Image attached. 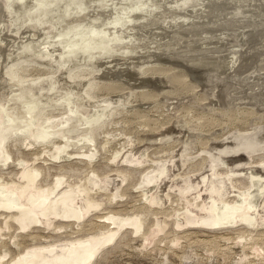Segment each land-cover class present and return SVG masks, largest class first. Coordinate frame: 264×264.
Instances as JSON below:
<instances>
[{
    "label": "bare ground",
    "instance_id": "bare-ground-1",
    "mask_svg": "<svg viewBox=\"0 0 264 264\" xmlns=\"http://www.w3.org/2000/svg\"><path fill=\"white\" fill-rule=\"evenodd\" d=\"M123 1L3 0L8 3L3 8L0 0V18L6 13L13 16L12 26L0 25V243L24 233L34 240L41 238L34 235L35 228L55 231L77 224L81 232L87 231L86 227L105 230L27 248L9 261L4 260L7 255L0 256V264H88L126 230L142 232L146 240L154 239L171 223L164 216L172 217L178 227L190 225L193 229L264 227V156L253 155L258 152V135L264 132V75L255 73L259 76L254 75L255 79L251 71V75L236 72L226 77L230 69L237 70L239 56L235 52H241L244 46L228 51L238 58L225 56L222 62H208L205 67L200 59H190L194 55L188 59L189 53L158 52L175 45L172 38L160 43L165 33L162 26L169 21L165 13L176 12L175 3H184L185 9L172 18L175 26L171 29H177L179 16L202 0ZM217 1L205 0L208 10ZM254 1L256 5L252 0H226L221 10L216 7L215 11L229 17L228 23L229 19H248L249 14H254L251 17L255 21L260 20L264 0ZM103 4L110 11L98 7ZM233 4L234 13L229 14L225 6ZM210 11L218 15L211 9L208 14ZM196 12L189 11V15L199 17ZM188 21L193 22V18ZM149 25L152 28H147ZM145 30L151 31L150 35ZM245 34L243 38L241 32L238 39L249 41L254 35L252 31ZM208 49V54L215 51L214 47ZM152 52L158 57L147 56ZM259 52L256 45L247 51L246 60L258 59ZM194 66L198 67L194 68L195 74L190 71ZM202 71L210 74H196ZM256 86L262 88L261 92ZM222 96L225 101L220 99ZM153 103L179 115L168 117L163 113V119L156 117L144 110ZM113 123L120 126L119 130H108ZM139 126L146 130L139 133ZM226 129L230 130L223 133ZM101 135H105L103 139ZM122 135L127 138L124 143L118 142V148L113 141ZM165 145L177 150L170 156L153 158ZM196 146L201 147L202 158L194 156ZM156 148L157 153L152 150ZM39 152L47 158H28ZM81 169L87 173L75 180L72 172ZM134 183L142 203L141 213L155 217L149 231L145 226L147 217H123L116 210L102 216L106 219L103 224L81 222L116 199L123 201ZM174 204L178 207H172ZM169 205L172 208L168 213L164 208Z\"/></svg>",
    "mask_w": 264,
    "mask_h": 264
},
{
    "label": "rangeland",
    "instance_id": "rangeland-1",
    "mask_svg": "<svg viewBox=\"0 0 264 264\" xmlns=\"http://www.w3.org/2000/svg\"><path fill=\"white\" fill-rule=\"evenodd\" d=\"M115 1H119V2H122V3L124 2L123 0H115ZM174 1L176 2L178 0H174ZM215 1H217V0H215ZM225 1L224 0H219V1H217V3L214 2L215 6H212V7H215V8H213L214 10L212 9V7L210 9L212 11L218 13V15H216L215 13H212L210 11L209 14L210 15L212 14L211 15L212 18L211 17L209 18L208 11L210 9L208 10L205 0L204 1L202 0L200 5L198 4L199 1H197L198 3L194 2L195 4L190 5V8L186 9V10L187 11L189 10V11H192V12H193V10H195V12H196V10H197L196 16L198 15L199 17H195L194 18L193 16H190L189 15V11L185 15H182V16H186L184 18L180 15L179 18H178V21L180 20L179 22H181V23L183 21L184 22L182 24L178 23L179 26H178L177 29H171L172 26H175V23L173 22L172 18H174L175 13L179 12V10L183 11L185 9L184 8L185 6L183 5L184 4L183 2H182L183 4L182 3H175V7L173 5H170V6H172L170 8L174 7V9H175L177 7V9H176V12H174V13L172 12L173 14L171 12H166L165 13V14H168L169 21L164 24L167 29L163 27L164 25L162 26V30L165 31V33L162 36H160V43H163V42L165 43L167 40L172 38L173 41H174V43L172 42V44H175V45L171 46V44H170V46L168 45L166 47V49L168 48L167 50L165 48H163V49H160V51H158V52L165 53V54L168 55L169 53H176L178 51L176 54L179 53L180 55L182 54L183 56H187V54L189 53L188 59H189L190 56L192 57L194 55V57H192L190 59H192V60H194V59H198L199 60L200 59V61H201L200 63L203 65V67H205L204 64H206L208 62L209 63H214V62L219 63V62H217L219 60L222 62L223 60H221V59H224L225 56L227 58L228 57L229 58H233L235 56V54L237 53V55L239 56V62H238L237 70L235 68L234 69L233 68L230 69L229 72L228 71L226 72V77H229V76L231 77L236 72L238 74H243V75H245V74L246 75H251L252 72L254 73L253 76L255 75V73L257 75H259V76L264 75V72H263L264 69L262 70V68H260V67L264 68V66H263V64H264L263 61L264 60L262 58L264 56H262V57L260 56V52H262V49L264 50V44H263V48H261L262 47V43H264V38H263V35H264L263 29H264V27L262 26L264 22L261 23V20L264 21V13L262 15H260V17H258V19H260V20H256L255 21L254 18H252L254 14L253 15L249 14L248 16L251 15L252 17L251 16L247 17L248 19H240V18L239 19H237V18L232 19V20H236V21H231V19H229L231 22L228 20L229 21V23H228L227 19L229 17H227V16L226 17H222L223 14H221L220 11H215L216 7H217L216 10H221V7L224 6ZM1 2L4 3L3 8H5V6L8 5V3L7 2H3V0H1ZM152 2H155V1H153V0H149L148 1V3H152ZM252 3H254V5H256V1L252 0ZM156 4H157V2L154 5H156ZM197 4H198L199 7H197ZM201 4H203L202 7L204 8V10L201 9L202 8ZM228 4H230V3L228 2ZM16 5L17 4H15V6L13 5L12 10L15 9ZM106 5L107 4H105V5L103 4L102 6H98V7H100L102 11L105 9L104 12H108L109 8ZM233 5L225 6V11L229 12V14L234 13L233 9L236 7V4H233ZM104 6H106V7H104ZM150 7H152V6H150ZM205 7H206V9H205ZM147 9H149V6L147 7ZM163 9L164 10H168L167 8H163ZM164 10H163V12L162 11H160V12L164 13ZM162 13H160V14H162ZM169 13H171V14H169ZM201 13H203V16H202ZM165 14H163V15H165ZM199 14H201V15H199ZM204 14H206V15L208 14L207 15L208 18ZM213 14H214V16H213ZM225 15H226V13H225ZM187 16H188V18H187ZM201 16L205 17V18L201 19L200 18ZM180 17H182L183 21H181ZM191 17L193 18L194 24L191 21H190L191 23L188 24V22H189L188 19L189 18L191 19ZM12 18H13V16L9 15V13L4 14L2 16V19L0 18L1 19L0 20V25L2 24V26H5V25L7 26L9 24V26H12L13 25V22H12L13 19ZM185 18H186L187 21L185 20ZM224 18H226V19H224ZM230 18H232V17H230ZM249 18H251V21L253 19V21H255V22H251ZM205 19H207V20H205ZM223 19L225 20V23H224ZM2 20L4 21V24H3ZM195 20H197V21L199 20V21L195 22ZM240 20L243 21V24H241L242 22ZM244 20H245V22H244ZM246 20L249 21V23L251 22L250 24L254 28L251 25H250V27L253 30L249 27V23L248 22H247L248 24L246 23ZM259 21H260L261 24H259ZM5 22H8V23L5 24ZM222 22L224 23L223 24L224 26H226V24H229L228 26H232V25L234 26L235 25L234 27L236 28V30L239 27L238 25H240V28L237 30L238 33L236 32V30H234L235 29L234 27H227V26L223 27ZM234 22H236V23H234ZM237 23H238V25H237ZM33 24L34 23L28 24V26L33 25ZM246 24H247L248 27L246 26ZM189 25H190V27H189ZM241 25L244 26V27H242ZM186 26H188V27H186ZM140 27H143V25L140 26ZM150 27L152 28V25L151 26L149 25L147 28H150ZM173 28H175V27H173ZM231 28H233L232 29L233 31H231ZM241 28L247 29V30H245L247 32H245L244 29H242L243 30L242 31ZM255 28H258V29L262 28V31H261V29L258 30V29H255ZM169 29H171V30H169ZM186 29H188V30H186ZM222 29H223V31L225 33L222 31ZM226 29L228 31H226ZM239 30H241V31L239 32ZM254 30L257 31V32H255ZM234 31H235V33H234ZM251 31H252V34H254V35H250L251 39L249 41H245L246 39H244V41H243L242 39L246 36L245 33L251 34ZM144 32L147 33L148 35H150L149 33L151 31L145 30ZM168 32H169V34H168ZM241 32H243V38L241 40H239L238 37H239V34ZM232 33H234L235 35L232 34ZM147 34H145V35H147ZM227 34H230V35H227ZM231 34H232V36L233 35L234 36L232 37ZM259 34H261L262 37H260ZM226 35H227V37H226ZM237 35H238V37H237ZM256 35H258V36H256ZM164 36H166V37H164ZM228 36H229L230 39L228 38ZM231 37H232V39L234 38L233 41H232ZM254 37H255L256 40L254 39ZM225 38H226V40H225ZM261 38H263V40H262L263 42L260 40ZM201 40L203 42L205 41L206 44H204ZM209 40L210 41L212 40V41L210 42ZM224 40H225V42H227V44L225 43V45L223 43ZM227 40L228 41L231 40L229 42L232 45L229 44V42ZM215 41L218 42L217 43V44H219L218 47L220 46V47H222V49H219L220 47L219 48L216 47L217 44H216ZM234 41L239 42L240 45H239V43H236ZM240 41H242L243 43H241ZM20 42H21V40L18 41V43H20ZM260 42H262V43H260ZM210 43H212V44L215 43L216 46L215 45H211ZM243 44H245V45H243ZM204 45L205 46L207 45V46L204 47ZM208 45H210V46H208ZM256 45H257V48H258V52L261 50L257 54L258 59L255 56L256 59L254 60V58H253L254 61L252 59H250V58L249 59L251 61L250 60H246L247 51H251L252 49H255ZM230 46L231 47L234 46V48L232 47V49H231ZM235 46H238V47L239 46H241V47L244 46V47L242 48L243 50L240 49L241 52L240 51L239 52H235V54L230 55V53L228 51L230 50V52H231V50L232 51L235 50ZM259 46H260V48H259ZM187 47H189L190 49H187ZM208 47H209V49H208ZM211 47H214L215 51L212 54H208L206 50L208 49V50L211 51V49H210ZM252 47H254V48H252ZM172 48H175V49H172ZM204 48H207V49H204ZM182 50H183L184 54H183ZM186 50H188L189 52L186 51ZM185 51H186V55H185ZM152 53H149V55H147V56L155 55V57H158L155 52H152ZM262 53H261V55H262ZM167 55H165V56H167ZM132 56H135V55H132ZM220 56H221V58H220ZM236 56L234 57L235 59H236ZM238 56H237V58H238ZM226 57H225V59H227ZM156 59H158V58H156ZM256 60H258V61H256ZM244 62H245V66H244ZM261 62H262V65L260 64ZM242 64H243V67H242ZM256 65L258 66V68H257ZM194 68L198 69V67H196V66H194L191 69L189 68V69H190V71H192L194 73V70H195ZM256 68H257V71L259 70L258 72L261 73V74H259L256 71ZM189 69H188V71H189ZM202 69L203 68H201L200 70H202ZM248 69H249V71H248ZM243 70H245V72ZM192 72L189 73L190 76H193L195 74V73L193 74ZM201 73L202 74L205 73L204 76L210 74V73H207V72H204V71L196 73V74H201ZM257 75H255V76H257ZM255 76H254V78L258 79L257 77H259V76H257V77H255ZM261 77H264V76H261ZM255 79H253V80L255 81ZM256 87H257L256 88L257 90H259L261 88L260 86H259L260 88L258 86H256ZM261 89H260V92H261ZM262 91H264V90L262 89ZM224 96H222L220 98L222 101L226 100L224 98ZM153 106H154V108H153ZM144 108H145L144 110L149 111L151 114H153L156 117H159L161 119H163L164 116H167V115H168V117L169 116L170 117L171 116L172 117H177L179 115V114L173 113L172 110H168V109L163 108V107H158V106L154 105V103L150 104V105L147 104ZM161 114H163L164 116H162ZM114 125H116V126H114ZM111 127H113V129ZM119 128H120L119 125H117L116 123H113L112 126L110 125L108 127V130L110 129V131H115V130H119ZM143 130H146V128L140 127V126L138 127L139 133H141ZM229 130L226 129V131L223 132V133H226ZM219 134H222V132H220ZM104 136L105 135H101L100 138L103 139ZM258 136H259L258 137L259 142H255L256 143V148L258 149V152H255L253 155L256 156V157H261V156H264V132H261ZM125 138H127V137L122 135L117 140L113 141V144H117V147L119 148L120 143L118 144V142L120 141L121 143H124V139ZM260 139L262 141H260ZM257 143H259V144H257ZM196 147H197L196 150H195V148L193 149L194 156H196L197 158H202L201 156H203V153H202L201 147L200 146H196ZM128 148H130V146H128ZM168 148H169V151H167ZM252 148H253V146H252ZM161 149L163 150L161 152H159L158 148L152 149V150H156L155 153L159 152L157 154H153L152 157L153 158H164L166 156H170L173 153L172 151L177 150V147L174 146V148H173V146L168 147V146L165 145V147L164 148L162 147ZM257 149H255V150H257ZM107 155H108V157H110V154L107 153ZM46 156L47 155L43 154L42 152H39V154L30 156L28 158H37V157L45 158ZM79 171H81V172H79ZM79 171L77 172V170H76V171L72 172L73 178L75 180H78V178H81V177L85 176V172L87 173V171L85 169H81ZM105 172H110V169L109 168H107V169L105 168ZM134 182H136V180ZM131 186L134 187V189L132 187H129V192H131V193H130L129 196L124 198V200H123L124 202L121 199H116L112 204H107V205H105V207L103 206L100 209L95 210L94 212L91 213V215H89L90 217L87 216L81 222L84 223V222H86L88 220L87 224H88L89 221H94V223H97V224H103V222L106 221V219L105 218L102 219V216L106 217V215L109 212V210H114V211L116 210L115 212H117V211L120 212V214L123 217H134L137 214L138 215H141V214L143 215V213H141L142 211L139 209V207L142 205V203L140 201V197L138 196L139 194L136 193L137 192V189H136L137 185H135V183H134ZM139 203H140V205H139ZM113 204H114V206H113ZM135 206H136V209H135ZM175 206L178 207L176 204H174V206H172V207L175 208ZM172 207L169 205V206H166L164 209H166L167 212L169 213V212H171L170 210H171ZM96 213H98L100 215L97 214L98 215L97 216ZM95 216H97V217H95ZM145 217L148 218V220H146V222H145L146 229L148 227L151 229L153 227V224L155 223V219H154L155 217L154 216H144L143 215L144 219H145ZM164 217H165V219L168 222H171V223L165 229L164 232L159 233L154 239L153 238H149V239L146 240L141 235L142 232L135 233V231H133V230H130V229L126 230V232L123 235H121L118 239H115L109 245H107L108 247L107 246L104 247L106 249L101 250V252L98 254L99 256L97 255L94 258V260L91 261L88 264H264V227L255 228V230L252 229V228H248L246 226H238L239 228L238 227H234V228H229V229H215V230H213V229H211V230L210 229H204V228H194L193 229L192 227H190V225H186V226H183V227H178L177 225L173 224V218L172 217H170V216H164ZM169 227H171V228H169ZM86 228H87V231L85 229V230H83L84 232L83 231L82 232L79 231V230H81V226H78L77 224H75V226L73 225V226H71L70 228H67V229H61V230L58 229V230H55V231H54L53 228L44 229V230H43V228H40V229H36L35 228V229L32 230L33 232H35L34 235L37 234L38 237H41V238H36V240H34L35 238L29 237L28 236L29 233L28 234L24 233L25 235L24 234L20 235L21 237L14 238V239L7 237L3 241L5 245L0 243V256L7 255L4 258V260L5 261H9L11 258L17 257L19 254L24 252L27 248H34V247H37V246L54 245V244L62 243V242H65V241H70L72 239L85 237L87 235H92L94 233H99L100 231L101 232H105V230H103V229L98 230L99 228L95 229V230H93V229H89L88 230L89 227H86ZM126 228H131V227L127 226ZM149 228H148V231H149ZM72 229H74V230H72ZM89 231H91V232H89ZM73 232L74 233L77 232L76 235ZM62 233H64V234H62ZM72 233L75 236H73ZM67 234H69V235H67ZM77 235H79V236H77ZM249 235H252V236H249ZM247 236H248V238H247ZM244 237H245V240H244ZM38 240H40L41 242L39 243ZM0 242H1V240H0ZM247 243L248 244L250 243V244L247 245ZM1 248H2V250H1Z\"/></svg>",
    "mask_w": 264,
    "mask_h": 264
}]
</instances>
